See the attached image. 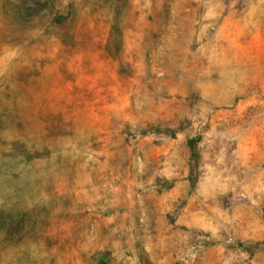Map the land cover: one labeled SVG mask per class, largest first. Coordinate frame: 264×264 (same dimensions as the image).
Returning a JSON list of instances; mask_svg holds the SVG:
<instances>
[{
	"label": "rangeland",
	"instance_id": "1",
	"mask_svg": "<svg viewBox=\"0 0 264 264\" xmlns=\"http://www.w3.org/2000/svg\"><path fill=\"white\" fill-rule=\"evenodd\" d=\"M0 264H264V0H0Z\"/></svg>",
	"mask_w": 264,
	"mask_h": 264
}]
</instances>
